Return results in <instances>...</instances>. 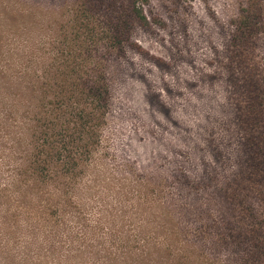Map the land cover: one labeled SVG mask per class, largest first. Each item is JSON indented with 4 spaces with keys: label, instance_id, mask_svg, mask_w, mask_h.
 <instances>
[{
    "label": "trees",
    "instance_id": "trees-1",
    "mask_svg": "<svg viewBox=\"0 0 264 264\" xmlns=\"http://www.w3.org/2000/svg\"><path fill=\"white\" fill-rule=\"evenodd\" d=\"M144 4L81 2L57 49L8 53L14 64L0 66V264H264L258 8L236 20L229 82L205 88L208 148L183 137L170 179L121 181L111 203L93 193L113 104L109 58L148 24Z\"/></svg>",
    "mask_w": 264,
    "mask_h": 264
},
{
    "label": "rangeland",
    "instance_id": "rangeland-1",
    "mask_svg": "<svg viewBox=\"0 0 264 264\" xmlns=\"http://www.w3.org/2000/svg\"><path fill=\"white\" fill-rule=\"evenodd\" d=\"M89 1L0 0V66L14 64L6 59L8 53L57 49L53 39L60 38L67 10ZM144 3L148 24L137 25L127 49L108 62L113 104L107 141L92 178L96 180L93 193L110 203L121 181L159 182L174 176L184 159L183 137L193 149L202 137L201 147L208 148L202 120L215 115L206 106L210 91L205 88L229 82L230 43L237 18L258 8L255 13L264 23V0ZM257 35V48L264 57V25Z\"/></svg>",
    "mask_w": 264,
    "mask_h": 264
}]
</instances>
